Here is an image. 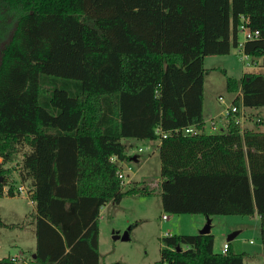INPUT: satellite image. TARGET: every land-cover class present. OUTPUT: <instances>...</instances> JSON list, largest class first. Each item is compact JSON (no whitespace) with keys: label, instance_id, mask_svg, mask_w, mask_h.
Returning <instances> with one entry per match:
<instances>
[{"label":"trees","instance_id":"1","mask_svg":"<svg viewBox=\"0 0 264 264\" xmlns=\"http://www.w3.org/2000/svg\"><path fill=\"white\" fill-rule=\"evenodd\" d=\"M241 24L259 32L243 47ZM232 48L264 59V0H0V158L19 156L35 205V257L21 264H100L101 208L147 193L118 178L126 142L158 141L157 127L162 211L257 215L264 253V132L230 119L173 133L202 123L204 59ZM226 89L264 107V73L226 77ZM12 185L0 181V197ZM160 244L155 264H243L229 243L214 253L210 233Z\"/></svg>","mask_w":264,"mask_h":264},{"label":"rangeland","instance_id":"2","mask_svg":"<svg viewBox=\"0 0 264 264\" xmlns=\"http://www.w3.org/2000/svg\"><path fill=\"white\" fill-rule=\"evenodd\" d=\"M237 38L238 42L244 40L241 32L237 34ZM253 62L256 68L251 67L254 64L244 66L234 48L228 55L204 59L203 117L207 127L210 120L216 118L219 127L224 125L222 118L226 105L220 104L218 97L221 96L226 103L233 97L226 89V77L239 78L246 70L264 73V59L258 58ZM244 112L240 126L264 132V107L245 108ZM219 115L222 116L221 119L218 118ZM152 143L156 141H137L127 148L126 153L129 156H139V163L123 161L120 166V170L128 175L122 186L124 190L127 186L136 184L137 188H144L147 193L126 194L119 203L108 204L100 210V264H155L160 259V238L166 232L171 235H196L204 228L207 220L210 222V234L214 238V253L221 254L223 245L229 243L235 254H242L243 264H264L257 215H213L205 218L200 214L170 215L162 211L160 160ZM137 149L142 151L137 152ZM18 158L19 156L13 157L7 165H2L0 158V167L10 170L3 174L4 178L0 177V181L13 184L16 192L14 196H8L5 186L0 197V219L3 223L0 226V259L15 255L28 259L35 250V205L27 194L30 189L29 181H21L19 178V166L16 165ZM19 187L23 188L22 192ZM163 215L168 219L162 220ZM128 229L129 238L122 240L123 233ZM233 232L238 234L231 241H227V236ZM115 235L119 238L114 239ZM21 258L17 260L22 261Z\"/></svg>","mask_w":264,"mask_h":264},{"label":"built area","instance_id":"3","mask_svg":"<svg viewBox=\"0 0 264 264\" xmlns=\"http://www.w3.org/2000/svg\"><path fill=\"white\" fill-rule=\"evenodd\" d=\"M239 32H241L243 34V38L244 40L242 42H240L239 46L243 47V43L245 41H250V40H255L259 38V32L257 30L255 31H250L249 28L245 25V24H241L239 26ZM241 62H243L244 66H250V64H254L251 67H255V62H253V58H251L250 56L244 55V54H240L239 55ZM240 97V92H237L235 94H233V97L231 99V101L229 103H226V101L219 96L218 97V101L220 104H224L226 105L225 111H224V116L222 118V116L219 115L218 118H222V121L224 122L223 126H218L216 119H211L210 123L207 127V122L203 119L202 123L200 124H196V125H190L187 126L185 128H182L180 130H174L173 133L178 134H184V135H190V136H196L202 133H215V132H223V129L226 130L227 127V123L228 121L231 119V121H233V123L235 125H238L240 127V132H243L244 127L240 124L243 123V118L245 115V109L244 107L240 104L239 106L236 105V100L237 98ZM257 122H259V120H256ZM155 134L158 136V143H160V140L165 139L168 135V133L162 131L159 127H157L155 129ZM142 149H138V152H141ZM112 161H115V159H112ZM118 165L121 166V163H119ZM118 178L121 180L122 183H124V181L126 180V173L120 171L118 173ZM19 191L22 192L23 188L19 187ZM168 219V217L166 216H162V220H166ZM171 234L169 232H166L164 236H170ZM228 249V243H225L222 247L221 250V254H225L227 252ZM11 260L16 261L17 263L21 264L24 263V261H20L17 260L16 258H11Z\"/></svg>","mask_w":264,"mask_h":264},{"label":"water","instance_id":"4","mask_svg":"<svg viewBox=\"0 0 264 264\" xmlns=\"http://www.w3.org/2000/svg\"><path fill=\"white\" fill-rule=\"evenodd\" d=\"M131 160L136 161L135 156H133V157L131 158ZM128 231H129V229L126 230V231L123 233V235H122V237H121L122 240H127V239L129 238V233H128ZM209 233H210V222H209V220H207L206 225L204 226V228H202V229L200 230V232H199L198 234L206 235V234H209ZM237 234H238V232H233V233L229 234V235L227 236V241H231L232 239H234L235 236H236ZM118 238H119V237H118L117 235L114 236V239H118ZM32 257L34 258L35 255L33 254Z\"/></svg>","mask_w":264,"mask_h":264},{"label":"crops","instance_id":"5","mask_svg":"<svg viewBox=\"0 0 264 264\" xmlns=\"http://www.w3.org/2000/svg\"><path fill=\"white\" fill-rule=\"evenodd\" d=\"M244 73H251V72H249V71H247L246 70V72H244ZM244 73H242V75L244 74ZM254 73H257V72H254ZM240 78V77H239ZM239 78H236V79H239ZM203 106H204V103H203ZM203 111H204V109H203ZM203 119H204V117H203ZM205 120V119H204ZM144 142V141H139V140H128L126 143L129 145V146H132L134 143H136V142ZM152 147H153V149L154 150H156L157 152H158V147H159V143H158V141H156V143H152ZM137 152H138V149H137ZM139 158V157H138ZM129 162H134V163H139V160L137 159L136 161H134V160H129ZM128 175H127V173H126V177H127ZM107 206V205H106ZM99 244H100V239H99ZM34 252V251H33ZM32 254V253H31ZM11 258H21L20 256H12ZM21 260L22 261H26L27 262V260L28 259H26V258H21Z\"/></svg>","mask_w":264,"mask_h":264}]
</instances>
